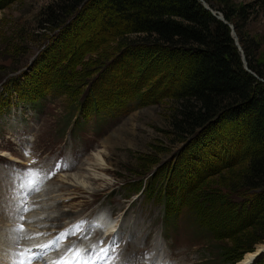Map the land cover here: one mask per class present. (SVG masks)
<instances>
[{"label": "rangeland", "instance_id": "obj_1", "mask_svg": "<svg viewBox=\"0 0 264 264\" xmlns=\"http://www.w3.org/2000/svg\"><path fill=\"white\" fill-rule=\"evenodd\" d=\"M53 1L0 0V94L12 101L0 112V230L10 223L9 232L23 222L40 223L31 228L23 223L14 252L24 243H39L64 232H69L62 243L67 250L77 244L89 251L105 248L111 264H228L221 251L233 252L242 244L248 251L237 252L240 261L234 264H238L264 245V239L250 244L264 238V222L259 224L254 213L255 205L257 212L264 205V197L253 198L259 190L250 188L239 193L225 190L239 187L238 175L249 161L245 148L255 146L256 140H250L252 114L221 119L207 131L209 140L175 133L171 120L178 92L188 82L183 69L159 65L157 58L131 51L134 34L112 37L124 29L118 21L114 28L101 23L104 2L110 0L100 4L87 0L80 20L73 16L53 31L40 29L45 20L40 14ZM216 1L232 13L235 24L230 25L248 53L239 43L246 67L251 63L258 71L249 73L256 80L255 94H264V0ZM81 56L85 84L75 92V103L83 96L86 105L91 91L106 88L110 93L95 97L98 102L141 93L145 105L115 117L103 113L83 119L70 100V90V95H47L37 104L20 101L15 95L19 92L7 93V85L18 81L45 91L57 79L61 62ZM172 70L177 72L170 76ZM66 80L75 83V78ZM99 153L106 161L104 170L97 172L102 176L90 181L89 188L75 186L71 177L92 174L93 161H89ZM29 170L38 173L34 185L28 183ZM152 175L162 177V185L166 179L169 183L186 179L189 183H180L181 190L194 196L221 190L236 204L225 206V211L218 205L217 211L229 217L236 214L238 219L243 216L242 233L229 238L215 235L205 219L201 222L186 207L177 210L174 203H169L165 219L163 206L149 198V191H136ZM99 212L115 221L114 234L103 237L98 230L86 229L88 220ZM15 214L23 219L12 221ZM254 264H264V256Z\"/></svg>", "mask_w": 264, "mask_h": 264}, {"label": "trees", "instance_id": "obj_2", "mask_svg": "<svg viewBox=\"0 0 264 264\" xmlns=\"http://www.w3.org/2000/svg\"><path fill=\"white\" fill-rule=\"evenodd\" d=\"M86 1H53L40 14L41 18H45L41 22L42 28L40 29L53 31L58 25L73 16V19L78 20ZM90 1L100 4L102 0ZM203 1L211 10L220 12L229 24H235L232 13L222 6L221 2ZM102 13L103 27L114 28L117 21L123 26L124 30H116L117 33L112 34V37L127 34H134L137 37L130 44L131 51L146 54L153 57L152 59L155 61L157 58L159 65L170 63V67L172 64L176 70L183 69L185 72L184 78H188V82L178 92V106L171 120V126L175 133L185 137L206 136V139L209 140L207 131L221 119L226 120L252 114L249 117L250 140H256L255 146L247 145L245 148L249 155V161L245 168H241L238 175L239 187L236 185L226 186L225 190L229 193H239L250 188L259 190L256 197L253 198L264 197V94H255L256 80L243 69L229 28L205 10L199 0H110L104 2ZM239 43L246 52L245 55L248 56L241 39H239ZM140 46L142 47L137 48ZM79 55L80 53H78ZM182 60H186V63H182ZM82 62V56L76 61H68L65 64L61 62V65H58L57 79L50 83L45 91L36 90L27 82L24 84L22 81H10L11 83L7 85V93L19 92L15 95L20 101L25 104H37L47 95H68V90H70V94L73 96L70 100L72 103L74 102L73 105L83 119L92 114L103 113L112 114L115 117L127 113L135 106L145 105L141 93L126 97L114 96L98 102L95 97H103L102 95L110 93L106 88L91 91V96L86 105L84 104L85 106L83 105V96H80L81 101L75 103L77 100L74 98L75 92L85 84L81 77L84 71ZM176 70H172L169 75H175ZM248 70L258 73L251 63H248ZM66 78H75L73 81L75 83L71 84ZM19 86H23V88L18 89ZM110 90L112 91V89ZM11 102L0 94V112ZM216 140L214 139L215 142ZM219 141L218 143H220ZM214 143L213 145H215ZM228 143H223L225 148L228 147L234 151L233 145ZM222 149H224L223 146ZM160 178L162 177L159 175H152L145 182L141 181L136 191H149V198L163 206L165 219L169 218V203H174L178 205L177 210L186 207L200 221L205 219L208 223L207 227L213 228L215 235H228L225 237L229 238L242 233L243 216L238 219L236 214L229 217L219 214L217 211L218 205L225 211V206L230 207L236 204L229 202L228 195H223L220 189V191L212 193H210L211 191L198 192L194 196L191 192L189 193L188 189L181 190L180 183H189L186 179L174 180L171 183L166 179V183L162 185L163 178L161 180ZM254 209V213L260 217V220L257 217L258 223L261 224L264 222V215H262L264 205L258 209V212L256 205ZM263 239L251 241L250 244H255ZM226 250L224 248L220 254L228 264H234L240 261V254L237 252H247L248 248L239 244L235 250L233 249V252L230 249Z\"/></svg>", "mask_w": 264, "mask_h": 264}, {"label": "bare ground", "instance_id": "obj_3", "mask_svg": "<svg viewBox=\"0 0 264 264\" xmlns=\"http://www.w3.org/2000/svg\"><path fill=\"white\" fill-rule=\"evenodd\" d=\"M93 161V162H92ZM92 162V168H93V173L92 174H89L88 177H86V175L84 176H81L80 177L78 176V174L74 175L71 177V182H73V184L75 186H79L81 188H89V184L91 183L90 181H96L98 180V177L102 176L101 174L97 173L98 171H103L104 170V165L106 163L104 157H102V155L99 154H96L94 155V157H92L89 161V163ZM92 172V171H90ZM78 176V177H77ZM42 200V199H41ZM10 202V201H9ZM22 212V211H21ZM10 214L9 213L8 215H6L4 218H6L7 220L10 219ZM24 215V214H23ZM13 220L12 221H21V214H15L13 216ZM28 218H31L29 215H28ZM43 218V217H42ZM46 218V217H45ZM95 220V225L98 226L99 228L101 227L103 229V231L107 234V233H112L113 230L117 227V224H115V221H110L108 219L105 218L104 214L102 212L100 213H97L94 217H93ZM50 216L47 217V219L45 220H50ZM6 221V220H5ZM9 220V222H12ZM33 221V220H32ZM28 221V222H23L25 223L24 225L26 226V228H31L30 226H33V225H38L40 223H38L37 221ZM36 222V223H34ZM3 223V221H2ZM14 223V222H13ZM22 223V224H23ZM79 223V222H78ZM9 224V223H8ZM11 224V223H10ZM9 224V225H10ZM7 225L5 227V225L3 224L1 227H5L4 228V231L0 230V264H14V261L17 259L18 257V252L20 250V248L22 246H28V245H33V244H36V240H33L32 242H27V243H24V245H22L20 248H18V250L16 252L15 249L13 247L16 246V244L18 243L17 241H19V233L20 231H18L17 229L14 228V225H13V231L9 232V230L7 229L8 226ZM1 229V228H0ZM8 230V231H7ZM43 230V229H42ZM26 231L28 232H31L30 230H27ZM9 234V237H8V234ZM38 230H36L34 233H37ZM44 233V231H42ZM6 234V235H5ZM77 234V233H76ZM99 234V233H97ZM5 235V236H3ZM8 237V238H7ZM21 239V238H20ZM23 240V239H22ZM27 240V239H26ZM30 240V238H29ZM100 242V241H98ZM101 243V242H100ZM120 243V242H119ZM97 244V243H96ZM114 244V243H113ZM128 244V243H127ZM95 246V245H94ZM113 247V246H112ZM91 248V246H90ZM96 248V247H95ZM94 248V249H95ZM153 250V249H152ZM157 250V249H156ZM8 251V254H6V252ZM89 251V250H88ZM158 252V251H157ZM14 253L15 255H17V257L14 256ZM157 254V253H156ZM118 255V254H117ZM159 255V254H158ZM13 256V257H12ZM262 256H264V245H261V246H258V248L256 249L255 252L253 253H249L245 256V259L243 261H241L240 263L238 264H254L259 258H261ZM13 258L12 260L10 258ZM155 259V258H154ZM7 261V262H6ZM115 263V262H114ZM119 264V263H118ZM122 264V262H121Z\"/></svg>", "mask_w": 264, "mask_h": 264}, {"label": "snow or ice", "instance_id": "obj_4", "mask_svg": "<svg viewBox=\"0 0 264 264\" xmlns=\"http://www.w3.org/2000/svg\"><path fill=\"white\" fill-rule=\"evenodd\" d=\"M37 175V172L29 170L27 172V177H29L28 183L34 185L36 183L34 177ZM20 219L22 220L23 217H21ZM76 227L78 229L79 225H77ZM18 231H24L23 224L19 226ZM68 234L69 232H64L54 238L52 241L34 245L33 248L39 249V251H33V248L25 249L24 251L17 254L18 259L14 261V264H36L37 261L44 258L47 249H49L53 245L59 246L60 242L65 239ZM93 247L95 248L96 246ZM107 252V249L100 248L93 254L89 253L87 249L77 248L75 245H73L63 256H61L57 260L49 261L48 264H98L99 260L103 259L104 256H107ZM105 264H111V261H105Z\"/></svg>", "mask_w": 264, "mask_h": 264}, {"label": "water", "instance_id": "obj_5", "mask_svg": "<svg viewBox=\"0 0 264 264\" xmlns=\"http://www.w3.org/2000/svg\"><path fill=\"white\" fill-rule=\"evenodd\" d=\"M199 1L201 2L202 6L204 7L205 10L209 11V12L211 13V15H212L215 19L219 20L220 22H222L224 25H226V26L229 28V30H230V36H231V38H232V40H233V43H234L235 47L237 48L238 53H239L240 56H241V60H242V62H243V64H244V68H245V70H246L248 73H250V71H249L248 68L246 67L245 58H244L243 52H242V50H241V48H240V46H239L238 39H237V37H236V35H235V33H234V28H233V26L230 25V24L224 19V17H223L221 14H219L218 12H214V11H212V10L207 6V4H206L203 0H199Z\"/></svg>", "mask_w": 264, "mask_h": 264}]
</instances>
